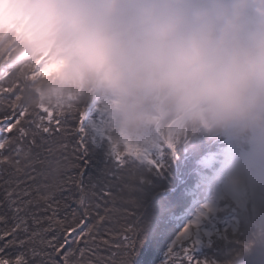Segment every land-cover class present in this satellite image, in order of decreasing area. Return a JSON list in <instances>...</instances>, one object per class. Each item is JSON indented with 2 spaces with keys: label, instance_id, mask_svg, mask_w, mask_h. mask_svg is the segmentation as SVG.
Returning <instances> with one entry per match:
<instances>
[{
  "label": "snow or ice",
  "instance_id": "snow-or-ice-1",
  "mask_svg": "<svg viewBox=\"0 0 264 264\" xmlns=\"http://www.w3.org/2000/svg\"><path fill=\"white\" fill-rule=\"evenodd\" d=\"M0 77V264H215L197 219L179 226L186 182L179 146L117 142L98 109L33 105ZM237 252L229 264H236Z\"/></svg>",
  "mask_w": 264,
  "mask_h": 264
},
{
  "label": "clouds",
  "instance_id": "clouds-1",
  "mask_svg": "<svg viewBox=\"0 0 264 264\" xmlns=\"http://www.w3.org/2000/svg\"><path fill=\"white\" fill-rule=\"evenodd\" d=\"M63 55L67 82L101 85L134 124L145 102L248 146L232 175L264 168V0H0V39Z\"/></svg>",
  "mask_w": 264,
  "mask_h": 264
},
{
  "label": "trees",
  "instance_id": "trees-1",
  "mask_svg": "<svg viewBox=\"0 0 264 264\" xmlns=\"http://www.w3.org/2000/svg\"><path fill=\"white\" fill-rule=\"evenodd\" d=\"M62 61L63 55L57 48L52 57L45 58V52L32 56L12 34L0 39V77L10 73L5 83L19 79L28 89L27 96L33 105L42 103L57 112L98 109L101 128L115 141L131 142L145 151L167 147V130L179 113L172 110L163 98L147 100L136 122L131 124L124 115L120 97L98 84L67 82L59 71ZM46 62L49 70L44 73L40 64ZM225 139V135L208 132L191 120L172 135L171 144L180 148L170 175L183 178L188 197L180 227L195 206L202 208V203L211 196L210 186L217 179V168L229 160L225 153L228 147ZM221 184L222 180L219 186ZM215 198L218 209L209 212L207 218H201L198 229L206 234V240L212 239V244L198 256L215 264H229L239 252L241 255L236 264H264V193L256 186L248 197L246 209L240 208L222 188Z\"/></svg>",
  "mask_w": 264,
  "mask_h": 264
},
{
  "label": "rangeland",
  "instance_id": "rangeland-1",
  "mask_svg": "<svg viewBox=\"0 0 264 264\" xmlns=\"http://www.w3.org/2000/svg\"><path fill=\"white\" fill-rule=\"evenodd\" d=\"M56 49V48H55ZM55 49L54 46L47 49L45 52V57H52L55 55ZM41 68L40 70L44 73H47L49 70V64L48 62L44 64H40ZM184 119L182 121H175L172 124V133H174L180 126H182V123L184 122ZM231 138L226 136V140L224 143H228V147L225 150L226 156L229 157V160L226 164H224L223 167L217 171V175L213 180V184L211 186V193L212 195L209 197V199L205 200L202 204L207 205L211 211L217 210L218 205L216 198L219 196V192L221 188L227 192H229L230 197H232L236 204L240 208H245L248 204V197L252 194L253 190L256 189V186L259 187L260 191L264 193V168H260L257 170H254V172H250L244 179H238L232 175V169L234 162L236 158L240 157L242 154L246 153L248 150L242 151L240 144L238 141H231ZM219 178L222 179V184L219 186ZM236 180V181H235ZM253 184V185H252ZM221 187V188H220ZM203 211L200 206H195L194 211L191 213L190 217H187L184 224L188 223L190 221H193L197 219L198 215ZM205 218L208 217V213L204 215ZM202 220V219H201ZM201 220L199 225H201ZM233 226V225H232ZM206 233H210L209 230H205Z\"/></svg>",
  "mask_w": 264,
  "mask_h": 264
},
{
  "label": "bare ground",
  "instance_id": "bare-ground-1",
  "mask_svg": "<svg viewBox=\"0 0 264 264\" xmlns=\"http://www.w3.org/2000/svg\"><path fill=\"white\" fill-rule=\"evenodd\" d=\"M230 140H231V141H237V140L232 139V138H231ZM239 144H240L241 148L243 149L242 151H244V149H245V151L248 150V146H247V145H243V144H241V143H239ZM245 151H244V152H245Z\"/></svg>",
  "mask_w": 264,
  "mask_h": 264
},
{
  "label": "water",
  "instance_id": "water-1",
  "mask_svg": "<svg viewBox=\"0 0 264 264\" xmlns=\"http://www.w3.org/2000/svg\"><path fill=\"white\" fill-rule=\"evenodd\" d=\"M169 141V140H168ZM168 144H169V142H168Z\"/></svg>",
  "mask_w": 264,
  "mask_h": 264
}]
</instances>
